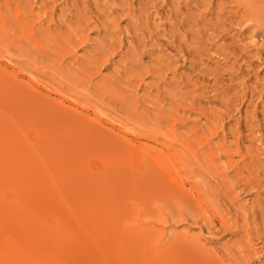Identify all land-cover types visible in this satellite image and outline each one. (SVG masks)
Wrapping results in <instances>:
<instances>
[{"label":"rangeland","instance_id":"1","mask_svg":"<svg viewBox=\"0 0 264 264\" xmlns=\"http://www.w3.org/2000/svg\"><path fill=\"white\" fill-rule=\"evenodd\" d=\"M0 264H264V0H0Z\"/></svg>","mask_w":264,"mask_h":264},{"label":"bare ground","instance_id":"2","mask_svg":"<svg viewBox=\"0 0 264 264\" xmlns=\"http://www.w3.org/2000/svg\"><path fill=\"white\" fill-rule=\"evenodd\" d=\"M85 106V105H84ZM121 130V129H120ZM121 132H122V130H121ZM131 132V131H130ZM142 148V147H141ZM146 153V152H145ZM169 179V178H168ZM162 232H164V231H162Z\"/></svg>","mask_w":264,"mask_h":264}]
</instances>
